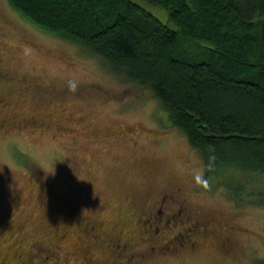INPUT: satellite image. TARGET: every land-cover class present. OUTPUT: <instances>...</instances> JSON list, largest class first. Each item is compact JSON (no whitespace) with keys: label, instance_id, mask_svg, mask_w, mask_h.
Masks as SVG:
<instances>
[{"label":"rangeland","instance_id":"1","mask_svg":"<svg viewBox=\"0 0 264 264\" xmlns=\"http://www.w3.org/2000/svg\"><path fill=\"white\" fill-rule=\"evenodd\" d=\"M7 3L0 0V82L20 92L6 103L9 110L0 111V264H16L11 250L21 247L18 240L44 243L45 237L44 245L59 256L69 252L67 264H86L83 258L94 250L85 218L106 220L112 228L126 222L130 195L151 181L156 189L181 187L189 194L187 207L215 223L203 235L174 228L164 242L179 233L192 241L174 245L179 256L156 264L264 259V204L242 198L245 207L239 208L228 189L204 190L202 158L169 128L167 111L152 93L124 83L86 48L32 28ZM147 9L176 28L162 9ZM20 76L49 88L25 94L40 87L23 86ZM238 178L248 193L264 195L261 174ZM63 234L64 241H57Z\"/></svg>","mask_w":264,"mask_h":264},{"label":"trees","instance_id":"2","mask_svg":"<svg viewBox=\"0 0 264 264\" xmlns=\"http://www.w3.org/2000/svg\"><path fill=\"white\" fill-rule=\"evenodd\" d=\"M7 2L32 28L86 48L124 83L152 93L167 111L169 128L180 131L202 158L204 190L228 189L239 208L245 207V198L253 201L248 204H264V195L248 193L238 178L264 176V0ZM149 6L165 11L176 28L161 23ZM23 80V86L40 87L23 91L30 96L49 88ZM18 92L0 82V111L9 110L6 103ZM18 242L21 247L11 250L16 264L25 256V245L32 250L35 243L30 238ZM93 250L91 261L101 253L96 246ZM179 254L162 248L142 261L156 264ZM252 264H264V259Z\"/></svg>","mask_w":264,"mask_h":264},{"label":"flooded vegetation","instance_id":"3","mask_svg":"<svg viewBox=\"0 0 264 264\" xmlns=\"http://www.w3.org/2000/svg\"><path fill=\"white\" fill-rule=\"evenodd\" d=\"M130 198L132 199L130 206L133 210L126 216V222L115 221L117 224L114 228L110 227L106 220L84 224L87 228L85 234L92 239L89 244L90 251L93 250V246L101 251L100 256L92 261L91 255L88 258L84 257L83 261L86 264H128L127 259L135 256L136 261L133 264H145L142 260L145 257H153L156 250L165 248L172 251L177 250L175 246L187 247L191 239L188 240V236L185 237L180 233L178 239L177 236L172 235L164 242L165 235L176 228L187 227L183 230L184 233L193 232L203 235L211 234L212 232H207V228L215 225L212 219H208L205 215H195L193 213L195 208L191 204L189 207L186 205L189 194L181 187L175 188L173 184L156 189L155 184L149 182L144 188L130 195ZM131 232L136 234H130ZM158 236L161 238H157ZM65 238L66 235H59L57 241H64ZM39 240L38 238L32 241L35 242L32 250L31 244L24 250L25 256L23 258L21 256L23 254L20 255L19 264H67L65 257L69 252L64 251L59 256L56 251L43 245L44 243ZM137 247L141 249L144 247V253L142 254L143 251L138 252L139 254L132 252V249Z\"/></svg>","mask_w":264,"mask_h":264}]
</instances>
